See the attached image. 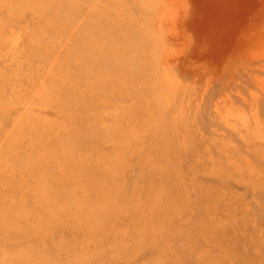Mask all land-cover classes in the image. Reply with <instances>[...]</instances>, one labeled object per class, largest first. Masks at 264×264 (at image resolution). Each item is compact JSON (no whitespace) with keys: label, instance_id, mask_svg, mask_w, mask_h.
I'll return each instance as SVG.
<instances>
[{"label":"rangeland","instance_id":"obj_1","mask_svg":"<svg viewBox=\"0 0 264 264\" xmlns=\"http://www.w3.org/2000/svg\"><path fill=\"white\" fill-rule=\"evenodd\" d=\"M0 0V264H264V0Z\"/></svg>","mask_w":264,"mask_h":264},{"label":"bare ground","instance_id":"obj_2","mask_svg":"<svg viewBox=\"0 0 264 264\" xmlns=\"http://www.w3.org/2000/svg\"><path fill=\"white\" fill-rule=\"evenodd\" d=\"M210 3H208L209 7H212L213 10H218L221 7V0H209Z\"/></svg>","mask_w":264,"mask_h":264}]
</instances>
